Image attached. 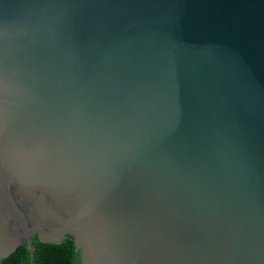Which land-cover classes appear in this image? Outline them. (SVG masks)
Wrapping results in <instances>:
<instances>
[{
  "label": "water",
  "instance_id": "95a60500",
  "mask_svg": "<svg viewBox=\"0 0 264 264\" xmlns=\"http://www.w3.org/2000/svg\"><path fill=\"white\" fill-rule=\"evenodd\" d=\"M264 264V0H0V262Z\"/></svg>",
  "mask_w": 264,
  "mask_h": 264
},
{
  "label": "trees",
  "instance_id": "16d2710c",
  "mask_svg": "<svg viewBox=\"0 0 264 264\" xmlns=\"http://www.w3.org/2000/svg\"><path fill=\"white\" fill-rule=\"evenodd\" d=\"M33 264H75L79 251H76L73 238L68 235L62 242H42L33 239ZM31 254L28 244L19 245L0 264H29Z\"/></svg>",
  "mask_w": 264,
  "mask_h": 264
}]
</instances>
